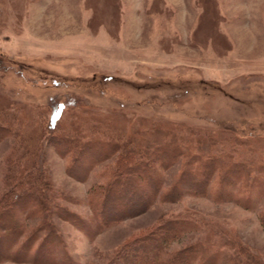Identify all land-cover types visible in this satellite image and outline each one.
Masks as SVG:
<instances>
[{"label":"rangeland","instance_id":"obj_1","mask_svg":"<svg viewBox=\"0 0 264 264\" xmlns=\"http://www.w3.org/2000/svg\"><path fill=\"white\" fill-rule=\"evenodd\" d=\"M58 100L60 120L50 116ZM2 116L0 210L12 207L2 194L13 191L7 167L17 163L42 177L51 201L45 209L24 196L19 239L46 220L60 238L51 260L36 257L39 243L25 253L19 241L12 253L0 249V264H110L117 253H141L161 225L177 220L184 232L169 242L168 254L201 242L210 261L190 264H264V186L252 188L247 201L232 184L217 200L216 182L208 187L212 196L174 189L186 160L170 159L169 148L166 161L157 157L150 168L160 190L147 184L151 197L128 204L116 222L98 228L93 198L103 189L110 203L119 196L121 188L109 189L122 158L133 162L128 173L138 175L135 140L156 129L155 138L166 142L177 133L209 138L213 153L227 148L237 170L242 161H264V0H0ZM73 120L88 128L87 138L100 134L109 142L105 155L93 149V159L76 161L60 150L63 128ZM109 130L124 137L110 139ZM20 140L32 148H15ZM121 141L130 150L119 149ZM16 156L22 159L14 163ZM173 190L183 195L174 200ZM15 252L28 260L7 257ZM123 259L117 264H129Z\"/></svg>","mask_w":264,"mask_h":264},{"label":"trees","instance_id":"obj_2","mask_svg":"<svg viewBox=\"0 0 264 264\" xmlns=\"http://www.w3.org/2000/svg\"><path fill=\"white\" fill-rule=\"evenodd\" d=\"M60 102L61 100H58L50 112V116H53V118L55 117L59 120L62 118L64 111L59 108ZM1 118L3 119V116L0 117V120H2ZM76 122L77 120H73L70 123L68 122L66 124L67 126H63L64 128L62 133H64L66 138L61 140L59 138L60 141L58 144L60 150L70 151V154L72 153L74 156H76V158L73 156L71 158H74L76 161L84 160L88 158V156L93 159V149L97 150L98 152H103L102 155H105L108 146L111 148L109 142L104 140L100 134L87 138V134H84V132H86L88 128L86 129L82 125L77 127L74 125ZM91 128L95 129V125L92 124ZM157 130L158 129L148 132L149 137L141 138V143L140 141L137 142L138 140H135L136 144L138 143L140 147L135 150L136 159L134 162H137V160L141 161L140 163L142 164V169L139 172L141 176H139V174L137 175L136 173H128L127 169L132 170L134 166L133 162L124 156L122 158L123 164H119L120 172L118 171V174L115 173L114 175L116 184L113 185L112 189H109L111 187L108 188L111 191H116V193L118 189L121 188L119 190V196H117L115 200L111 201L110 203L108 202L109 193H107L105 189L93 193L94 200H99L97 203V209L94 211L99 219L98 228H105L119 220L121 218L120 215L122 211L129 206L128 204L133 202L135 205H140L142 199H149L151 196L149 197L147 193H144L146 192L144 190L147 184L148 186L158 187L160 190L161 186L159 177L155 175V173H153L152 169L150 168L154 163L152 160H156L157 157L162 162L166 161L167 158H165L163 155L165 154V148H169L168 152L172 153V157L170 159L182 157L184 161L186 160L184 165H186L185 170L187 171L183 170L180 172V174H182L179 175L175 181V184H173L174 189H176L175 187L177 186H181L184 188V191L193 190L195 191V194H208L209 196H212V192L208 191V187L211 182H216L217 188L215 190V197L217 200L218 198L225 199L224 195H226V186L228 184H232L234 187H237L235 188V193L237 190L239 192V196H242L247 201L251 200L252 195H250V193L252 188H256L257 184H259L258 187L263 188L264 161L248 159L244 162L242 161L238 166L239 170H237L236 164L231 161L232 157L228 155V153H225V151H228L227 148L222 147L217 154L213 153L211 147L213 141L209 140V138L207 141L203 139V141H198L197 139H192L191 134V138L189 139L186 134L183 135L177 133L175 136L169 138L170 140L166 142L155 138V134L158 132ZM104 132V134L109 136L110 139L119 138L120 141V138L124 137V134L121 132H115L113 130ZM77 133L81 135V138L76 135ZM67 135L70 138H68ZM160 147H164V149L162 148L160 152L158 151V155V153L155 151L159 150ZM15 148H21L23 150L25 149L26 151L32 148V144L31 142H28V140L26 142L20 140L15 143ZM103 149L105 150L103 151ZM119 149L130 150L127 141L119 142ZM21 159L22 157L19 158L16 156L13 157L11 161L16 163L18 160L21 161ZM204 167L207 168V174L206 172L204 174ZM7 169V183L10 186L13 185V191H5V193L2 194L4 200H2V203L5 206L12 205V207L9 209H3L2 211L0 210V249L2 250V248H6L5 254L12 253L13 251L11 249H13L14 244H17L20 241V245L16 247L15 244V247L19 248V250L22 252L28 253L29 251L30 253L31 247H33L36 243L37 245L39 243V247L36 250V257H39L38 255H47V260H51L50 258H53V250L56 247L55 244H57L59 241L60 233L53 225H51L49 220H46L45 223L43 221L44 224L39 228H35V230L28 236L27 239L20 240V236L18 237V234L22 232V226L17 216V212H19L17 207L21 204L23 198L28 196L30 199H35L34 201L45 206V209L49 208L51 205V201L48 200L49 197H47V194L44 192L45 186L42 182L43 179H41L42 177H40L39 174L38 176H35L32 172L24 173L22 169L20 170V167L17 163L8 165ZM23 174H27L26 178H24ZM203 179H205V183L202 187L200 182ZM131 181H135V189H128L129 187H127V185L132 183ZM158 191L155 193V196ZM172 192L175 191L173 190ZM181 195L183 194L176 191L175 196H173L174 200ZM53 207L57 208L59 212L60 206L53 205ZM181 222L182 221L177 220L172 221L170 224L167 222L164 223L157 229L156 233H153L154 237L150 238L148 242H146L145 245L141 247V253L138 252L137 255H133V253L130 252L129 254H125L123 256H119L117 253L110 260V264H117L118 259L121 258H124L122 261L123 263L129 264H190L193 262V260H201L202 258H204L203 260L205 261H210L206 256L208 252L207 247L202 245L201 242H199L200 244H192L190 248L177 249L168 254L169 242L177 240L183 235L184 225L180 224ZM189 222L192 223L191 221ZM185 223L187 222L185 221ZM13 233L15 235H13ZM4 238H6V240H4L5 245L3 241ZM39 239H42L41 242L38 241ZM210 244H212V242ZM16 253L17 252L13 253V255L10 254L7 257H10L12 260H17L18 258V260H28L27 256H21V254H19L16 259L14 257ZM162 255L165 259L160 261L159 259H161ZM138 258H141L142 262H140ZM210 259H212V256ZM33 260L36 261V258Z\"/></svg>","mask_w":264,"mask_h":264}]
</instances>
